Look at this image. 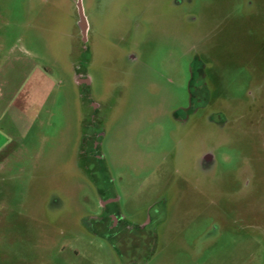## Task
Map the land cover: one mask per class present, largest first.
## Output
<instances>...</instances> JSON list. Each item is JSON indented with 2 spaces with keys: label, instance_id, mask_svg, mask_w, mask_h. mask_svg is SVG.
<instances>
[{
  "label": "rangeland",
  "instance_id": "374dc122",
  "mask_svg": "<svg viewBox=\"0 0 264 264\" xmlns=\"http://www.w3.org/2000/svg\"><path fill=\"white\" fill-rule=\"evenodd\" d=\"M82 6L0 0V264H264V0Z\"/></svg>",
  "mask_w": 264,
  "mask_h": 264
},
{
  "label": "flooded vegetation",
  "instance_id": "af4514ba",
  "mask_svg": "<svg viewBox=\"0 0 264 264\" xmlns=\"http://www.w3.org/2000/svg\"><path fill=\"white\" fill-rule=\"evenodd\" d=\"M76 3V0H74ZM79 20V19H78ZM88 23V22H87ZM78 32L79 37L84 40V42L87 41V36L89 34V26L86 33V36L83 35L82 29L78 26ZM79 77L80 80H78L76 83L79 86H88L90 84V79L87 77L86 73L80 71L79 69L76 70L75 80L76 77ZM94 109H98V105L96 103H93ZM100 136L97 134L96 139L92 142V148L89 151H85L86 157L99 160L100 155L97 153L99 150V140ZM98 196L100 199V203L102 206H100V220H98V226L102 229H105L110 233L108 236V239L110 240H116L118 238H121L124 233H128V230L131 229L127 224H125L124 218L122 217L120 206H119V199L117 195L114 193V191L111 188L98 190ZM140 234H142V230L144 227H138ZM115 244V243H114ZM113 244V245H114ZM117 248V247H116Z\"/></svg>",
  "mask_w": 264,
  "mask_h": 264
},
{
  "label": "water",
  "instance_id": "95a60500",
  "mask_svg": "<svg viewBox=\"0 0 264 264\" xmlns=\"http://www.w3.org/2000/svg\"><path fill=\"white\" fill-rule=\"evenodd\" d=\"M75 5H76L78 16H79L78 26L82 29L83 35L86 36L87 30H88V23L84 15L82 0H76Z\"/></svg>",
  "mask_w": 264,
  "mask_h": 264
}]
</instances>
